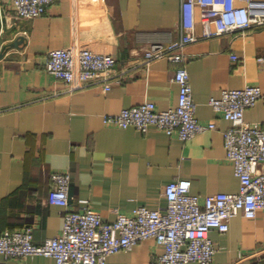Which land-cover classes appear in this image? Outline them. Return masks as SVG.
I'll return each mask as SVG.
<instances>
[{"label": "crops", "instance_id": "obj_1", "mask_svg": "<svg viewBox=\"0 0 264 264\" xmlns=\"http://www.w3.org/2000/svg\"><path fill=\"white\" fill-rule=\"evenodd\" d=\"M196 19L201 34L199 10ZM180 24L181 0H58L34 18L18 17L10 0H0V232L33 226L38 244L61 232L63 209L47 201L52 172L69 173L75 210L86 201L107 221L117 210L165 207V187L176 179L191 180V192L202 197L239 191L224 146L231 123L210 99L247 83L264 89V61H258L264 27L191 43L182 63L159 59L133 68L151 43L179 39ZM68 47L113 55L118 71L132 70L107 91L100 85L69 91L47 70L49 51ZM180 66L189 71L197 118L215 121V129L182 140L156 128L143 133L105 122L146 100L160 109L176 105ZM245 119L264 121V99ZM210 236L218 248L213 264H264V210L253 219L238 214ZM163 250L147 239L110 255L107 264H154ZM9 264L55 261L34 255Z\"/></svg>", "mask_w": 264, "mask_h": 264}, {"label": "built area", "instance_id": "obj_2", "mask_svg": "<svg viewBox=\"0 0 264 264\" xmlns=\"http://www.w3.org/2000/svg\"><path fill=\"white\" fill-rule=\"evenodd\" d=\"M10 1L18 17L34 18L58 0ZM240 1L241 4L237 0H181V37L169 43H151L143 56L133 62V68L149 67L159 59L182 63L184 51L191 43L264 27V0ZM197 10L203 27L201 34L196 31ZM238 58L232 55V59ZM258 61L264 58L259 57ZM47 70L62 79L69 91L91 85L103 86L107 91L113 81L132 69L118 71L113 55L68 47L49 51ZM174 78L179 85L176 105L160 109L155 102L146 100L106 115L105 122L122 128L135 127L143 133L156 128L182 140L215 129V121L205 123L196 116L188 69L180 66ZM261 99L264 89L252 83L223 89L220 97L210 99L214 111L231 123L223 131L224 146L240 181L238 192L202 197L191 192V180L176 179L165 187V207L139 206L130 213L117 210L115 219L107 221L86 201L81 210H75L69 194V173L52 172L47 201L63 209L61 232L41 244L34 241L33 226L0 232V264L34 255L51 257L55 264H107L110 255L129 252L147 239L164 248L154 255V264H213L218 248L211 231L226 230L238 214L253 219L264 210V121L245 119V111Z\"/></svg>", "mask_w": 264, "mask_h": 264}]
</instances>
